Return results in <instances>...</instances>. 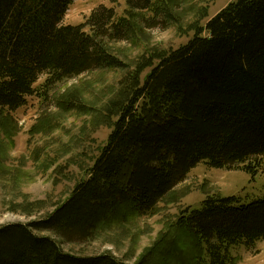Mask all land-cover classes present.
Masks as SVG:
<instances>
[{"label": "trees", "instance_id": "16d2710c", "mask_svg": "<svg viewBox=\"0 0 264 264\" xmlns=\"http://www.w3.org/2000/svg\"><path fill=\"white\" fill-rule=\"evenodd\" d=\"M75 1L0 0L5 129L12 126L10 112L26 104L41 75L48 85L97 68L128 67L106 45L134 35L135 11L152 13L142 16L147 27L160 18L176 20L177 0H126V15L119 19L113 7L101 4L85 24H65ZM194 29L186 44L135 62L124 97L109 106L118 118L107 141L69 197L45 218L0 225V264H127L109 253L66 252L39 232L89 242L103 224L154 213L200 163L257 175L264 156V0H233ZM155 55L159 62L143 80ZM175 231L166 241L176 252L186 245L177 240L185 233L200 252L194 263L209 256L212 264H227L231 247L264 239V197L243 203L236 195H209L199 208L182 211ZM176 252L165 248L169 262L179 257Z\"/></svg>", "mask_w": 264, "mask_h": 264}, {"label": "rangeland", "instance_id": "374dc122", "mask_svg": "<svg viewBox=\"0 0 264 264\" xmlns=\"http://www.w3.org/2000/svg\"><path fill=\"white\" fill-rule=\"evenodd\" d=\"M231 1L177 0L173 6L176 20L160 18L152 27L142 21V16L152 17L151 12L135 11L139 16L134 35L125 40H109L106 45L128 67L97 68L48 85L47 75H41L26 104L10 112V129H5L0 117V225L40 220L65 201L76 184L86 178L88 168L106 143L118 118L111 114L115 107L110 110L109 106L124 97L127 74L135 70V62L186 44L194 36L197 24L205 25ZM101 4L113 7L116 19L126 15V0H76L63 23L85 24L92 10ZM85 29L90 31L88 26ZM158 62L155 55L153 64L142 71L143 80ZM78 104L86 108H78ZM261 162L256 176L241 169L200 163L159 201L154 213L103 224L89 242H68L53 231L39 233L51 236L66 252L78 256L109 253L127 264H138L144 257L146 264H198L194 262L199 249L185 233L177 238L179 244H186L178 252L174 243L166 241L177 234V219L187 208H199L209 195H236L243 203L263 198L264 156ZM164 241L168 250L179 256L171 262L166 247L157 251ZM230 252L227 264H264V239L251 247L233 246ZM199 264L212 263L206 256Z\"/></svg>", "mask_w": 264, "mask_h": 264}]
</instances>
